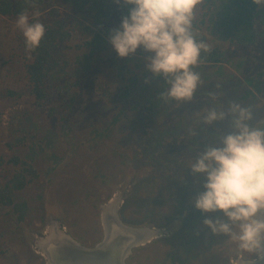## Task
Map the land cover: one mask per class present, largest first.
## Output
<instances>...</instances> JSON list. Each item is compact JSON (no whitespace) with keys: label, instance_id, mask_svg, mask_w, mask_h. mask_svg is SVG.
<instances>
[{"label":"trees","instance_id":"trees-1","mask_svg":"<svg viewBox=\"0 0 264 264\" xmlns=\"http://www.w3.org/2000/svg\"><path fill=\"white\" fill-rule=\"evenodd\" d=\"M204 6L194 22L198 39L210 47L209 52L202 53L203 63L195 69L201 74V84L213 78L221 83L212 91L221 95V102L226 106L235 97L244 100L250 96L261 97L264 101V5H257L253 0H207ZM131 7L123 0L119 4L116 0H32L31 3L28 0H0V15L18 17L35 10L40 16L32 18V22L40 20L46 28L40 46L34 51L26 50L25 39L22 41L25 57L16 62L24 67L37 106L46 108L58 100L59 105H51L49 109L52 115L62 112L60 119L69 122L71 116L83 107L82 95L90 86L87 104L98 98L104 100L100 103L101 114H107L113 107L118 108L110 120L103 121L100 127L91 126L88 134L80 140L76 139L70 125L66 124L62 132L54 126L41 132L39 123L31 117L26 120L14 118L16 124L11 132L15 138L8 142L14 152L8 158L0 156V166L8 165L0 174V212L14 226L9 233L18 236L26 230V218L32 216L35 209L30 203L33 197L28 194V189L42 179L38 183L42 193L38 197L45 201L46 196H50L45 187L53 183L61 168L71 161L80 147L89 143V147L94 148L98 141L110 135V129L127 113L135 112L138 120L144 118L152 126L151 134L143 137L148 145L142 143L141 154L135 151L130 155L121 151L122 163L128 169L155 162V151L167 135L177 139L189 131L191 123L202 121L210 101L200 99L198 111L190 119L182 117L175 108L178 101L166 100L160 95L168 88L163 77H155L145 67L142 74L136 71L144 66L141 54L146 51L139 48L135 54L121 58L110 43L111 30L121 26ZM232 44L252 47L254 55L250 58L244 51L234 54L230 48ZM110 67L114 68L111 83L102 88V95L94 94L95 83L89 79L94 81L92 74L102 73ZM239 74L244 75L243 80ZM237 82L239 85L234 88ZM204 89L198 87L194 97L209 95L210 90ZM240 92L243 94L238 96ZM8 94L19 93L6 89L2 95ZM108 100L111 104L106 102ZM263 110L264 106L254 112V124L264 121ZM85 116L86 112H82L79 120L84 121ZM28 128L38 131L31 133ZM62 137L69 143V148L59 154L57 149ZM191 141L194 143L195 139ZM197 143L209 142L197 140ZM193 147L190 145L189 149ZM40 156L46 163L45 171L37 163ZM192 178L186 177L185 189L191 187ZM42 207L46 211V206ZM4 257L9 264H19L20 257L5 243L4 246L0 244V264Z\"/></svg>","mask_w":264,"mask_h":264},{"label":"rangeland","instance_id":"rangeland-1","mask_svg":"<svg viewBox=\"0 0 264 264\" xmlns=\"http://www.w3.org/2000/svg\"><path fill=\"white\" fill-rule=\"evenodd\" d=\"M34 11L26 13L30 22L32 18L40 16ZM17 18L0 15V156L6 158L14 152L8 142L15 138L11 131L12 126L16 124L13 121L16 116L19 120L31 117L39 123L41 132L52 126L62 132L66 124L70 125L74 129L76 139L80 140L88 134L91 126L100 127L103 121L110 120L112 114L118 110L113 107L107 114H101L100 103L104 100L100 98L87 104L90 86L83 92V107L71 116L69 122L60 119L62 112L52 115L49 106H58V100H54L46 108L37 106L35 97L30 92L24 67L16 63L25 57L22 47L25 37L16 25ZM230 48L234 54L244 51L250 58L254 55V49L249 46L242 48L232 44ZM27 54L31 56L29 52ZM149 55V52L141 54L144 66L136 69L139 74H142L144 67L147 68L146 58ZM131 66L134 67V64L131 63ZM104 67L102 65L103 69ZM113 74L112 67L105 68L102 73L92 74L94 81H89L95 83L94 94L102 95V88L111 83ZM238 77L243 80L244 75L239 74ZM217 85L220 86L221 83L215 78L203 82L199 88L210 90V94L179 101L175 105L176 110L182 117L190 119L198 111L200 99L210 101L207 109L213 106L226 108V104L221 102V95L212 91ZM237 85L239 82L234 88ZM6 89H12L19 94L4 96L2 94ZM111 91L114 92L113 89ZM242 94L243 92H240L238 96ZM233 101L249 107L253 115L264 106L261 97L257 99L250 96L245 100L235 97ZM106 102L111 104L109 100ZM87 109L90 114H87ZM68 110L66 107L65 111ZM82 112H86L84 121L79 120ZM262 114L264 115V112ZM137 115L135 112L124 115L123 119L110 129V135L98 141L94 148L89 147V143L80 147L71 161L61 168L53 183H48L45 187L47 194H50L46 196L45 201L38 197V194L42 193V187L38 183L42 179L28 189V194L33 197L30 203L35 209L32 216L26 218V230L23 235L9 233L14 226L0 212V244L10 246L20 257L19 264H47L45 256L38 252L37 239L48 232L52 220L59 221L65 230L87 245L99 242L104 234L103 206L114 196L120 198L119 215L124 223L160 231L158 237L133 250L129 264H239L242 259H253L252 254L240 252L235 241L224 234L213 233L204 223L208 218L227 220L222 211L206 213L195 207V198L205 191L206 181L205 174L195 175L188 167L205 146L204 143H197V140L211 142L218 134L231 130L229 122L218 121L212 125L203 124L202 121L191 123L189 131L179 138L174 139L171 135L165 137L155 151V162L128 169L122 163L121 151L130 155L135 151L141 154L142 143L148 145L143 137L152 132V126L145 122L144 118L138 120ZM255 121L254 117L252 123ZM28 130L31 133L38 131L36 128ZM191 139H195V142ZM190 145H194L193 149H189ZM68 148L69 143L62 137L57 152L63 154ZM42 159V156L37 157V163L45 171L46 163ZM6 166L8 165L0 166V174L5 171ZM187 176L193 178L191 187L185 189ZM42 205L46 206V211ZM1 263L9 264V260L4 257Z\"/></svg>","mask_w":264,"mask_h":264},{"label":"clouds","instance_id":"clouds-1","mask_svg":"<svg viewBox=\"0 0 264 264\" xmlns=\"http://www.w3.org/2000/svg\"><path fill=\"white\" fill-rule=\"evenodd\" d=\"M29 3L32 0H28ZM119 4L121 0H116ZM264 5V0H253ZM132 5L121 26L111 30L110 43L121 58L142 46L151 53L146 67L155 77H163L168 88L166 100H192L201 74L195 69L203 63L202 53L209 45L198 39L194 22L207 0H123ZM29 52L37 49L46 33L43 23L30 22L22 13L16 21ZM215 99V97H213ZM249 107L230 101L227 107L213 106L202 116L212 125L228 121L230 131L206 143L188 167L193 174H205V191L195 198L202 212L222 211L227 220L205 219L213 233L224 234L236 242L238 250L250 253L253 264L264 261V121L253 124Z\"/></svg>","mask_w":264,"mask_h":264},{"label":"water","instance_id":"water-1","mask_svg":"<svg viewBox=\"0 0 264 264\" xmlns=\"http://www.w3.org/2000/svg\"><path fill=\"white\" fill-rule=\"evenodd\" d=\"M113 198L103 206L104 234L94 245L77 240L59 221L52 220L48 232L37 239L38 252L47 264H129L135 248L158 237L157 229L124 223L119 215L120 198ZM239 264H253V259H242Z\"/></svg>","mask_w":264,"mask_h":264},{"label":"bare ground","instance_id":"bare-ground-1","mask_svg":"<svg viewBox=\"0 0 264 264\" xmlns=\"http://www.w3.org/2000/svg\"><path fill=\"white\" fill-rule=\"evenodd\" d=\"M114 199V198H113ZM61 229H63V227H61ZM64 230V229H63ZM46 233V232H45ZM238 264V263H237Z\"/></svg>","mask_w":264,"mask_h":264}]
</instances>
